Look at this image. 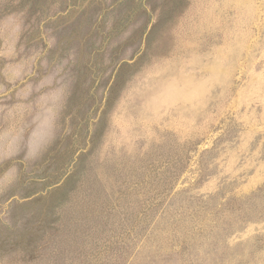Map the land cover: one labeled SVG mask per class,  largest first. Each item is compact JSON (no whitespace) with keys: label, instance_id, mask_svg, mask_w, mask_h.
Segmentation results:
<instances>
[{"label":"rangeland","instance_id":"rangeland-1","mask_svg":"<svg viewBox=\"0 0 264 264\" xmlns=\"http://www.w3.org/2000/svg\"><path fill=\"white\" fill-rule=\"evenodd\" d=\"M11 2L0 264H264V0H153L99 67Z\"/></svg>","mask_w":264,"mask_h":264},{"label":"trees","instance_id":"trees-1","mask_svg":"<svg viewBox=\"0 0 264 264\" xmlns=\"http://www.w3.org/2000/svg\"><path fill=\"white\" fill-rule=\"evenodd\" d=\"M109 1V2H108ZM13 0L8 6L17 8L23 6L25 13L29 18L33 17L32 23L37 19L41 23V28L45 33L48 28L52 30H67L72 28L69 35L64 39L67 42L79 38L76 30H81L83 27L89 29L90 38L87 44L79 51L78 58H91V64L98 66L101 63L105 48L113 36L121 33L133 20L137 14H144L146 21L143 24L144 31L151 25L150 13L155 11L153 0ZM17 2V3H15ZM31 24L30 27H31ZM91 24L88 27L87 24ZM106 25H110L106 28ZM153 26V25H152ZM39 28V25H38ZM106 28V29H105ZM42 30V29H41ZM144 33L143 36H145ZM146 37V36H145ZM145 37H142L145 39ZM83 38L82 40H84ZM89 43V44H88ZM123 46L120 47L122 49ZM48 53L50 51L48 50ZM78 53L75 52V55ZM67 56L64 55V57ZM80 58V59H81ZM120 58L117 61V67L128 65L133 57L126 59L117 55ZM99 67V66H98ZM116 68V67H115ZM93 70H95L92 67ZM98 87V86H97ZM82 153L79 155V157ZM79 157L78 160H79ZM76 158V159H77Z\"/></svg>","mask_w":264,"mask_h":264}]
</instances>
